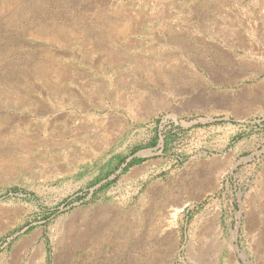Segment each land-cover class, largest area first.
<instances>
[{"label":"rangeland","instance_id":"374dc122","mask_svg":"<svg viewBox=\"0 0 264 264\" xmlns=\"http://www.w3.org/2000/svg\"><path fill=\"white\" fill-rule=\"evenodd\" d=\"M0 264H264V0H0Z\"/></svg>","mask_w":264,"mask_h":264},{"label":"bare ground","instance_id":"6f19581e","mask_svg":"<svg viewBox=\"0 0 264 264\" xmlns=\"http://www.w3.org/2000/svg\"><path fill=\"white\" fill-rule=\"evenodd\" d=\"M177 211H179V210H177Z\"/></svg>","mask_w":264,"mask_h":264}]
</instances>
